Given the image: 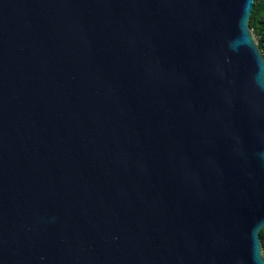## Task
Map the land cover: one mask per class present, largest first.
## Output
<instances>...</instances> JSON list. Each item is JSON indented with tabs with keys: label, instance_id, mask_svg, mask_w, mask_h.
I'll return each mask as SVG.
<instances>
[{
	"label": "water",
	"instance_id": "95a60500",
	"mask_svg": "<svg viewBox=\"0 0 264 264\" xmlns=\"http://www.w3.org/2000/svg\"><path fill=\"white\" fill-rule=\"evenodd\" d=\"M255 0H0V264H264Z\"/></svg>",
	"mask_w": 264,
	"mask_h": 264
},
{
	"label": "trees",
	"instance_id": "16d2710c",
	"mask_svg": "<svg viewBox=\"0 0 264 264\" xmlns=\"http://www.w3.org/2000/svg\"><path fill=\"white\" fill-rule=\"evenodd\" d=\"M250 25L260 40V47L264 53V0H255ZM264 247V228L261 230Z\"/></svg>",
	"mask_w": 264,
	"mask_h": 264
}]
</instances>
